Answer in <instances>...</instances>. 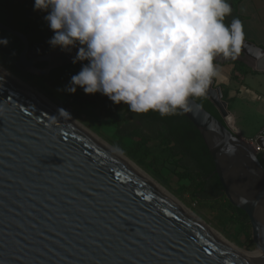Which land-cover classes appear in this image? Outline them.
Segmentation results:
<instances>
[{
    "label": "water",
    "instance_id": "95a60500",
    "mask_svg": "<svg viewBox=\"0 0 264 264\" xmlns=\"http://www.w3.org/2000/svg\"><path fill=\"white\" fill-rule=\"evenodd\" d=\"M0 28L24 44L19 71L47 75L73 63L78 51L55 47L28 59L25 34L1 21ZM260 55L264 49L246 41L237 58ZM206 96L224 123L194 99L183 113L211 151L226 196L248 214L264 264V166L240 137L221 87L213 81ZM0 103V264H253L224 252L104 152L1 79ZM257 144L264 149V138Z\"/></svg>",
    "mask_w": 264,
    "mask_h": 264
},
{
    "label": "clouds",
    "instance_id": "9594fccd",
    "mask_svg": "<svg viewBox=\"0 0 264 264\" xmlns=\"http://www.w3.org/2000/svg\"><path fill=\"white\" fill-rule=\"evenodd\" d=\"M34 9L48 13L52 47H78L73 63L87 61L63 90L99 92L137 114L189 111L221 76L217 57L236 59L246 42L239 18L225 22L229 0H35Z\"/></svg>",
    "mask_w": 264,
    "mask_h": 264
},
{
    "label": "trees",
    "instance_id": "16d2710c",
    "mask_svg": "<svg viewBox=\"0 0 264 264\" xmlns=\"http://www.w3.org/2000/svg\"><path fill=\"white\" fill-rule=\"evenodd\" d=\"M17 0H0V21L12 29L25 34L29 40L30 49H41L45 54L52 50L48 41L54 35L48 22L37 20L29 16L24 4ZM229 0L232 6V15L226 18V23L236 17L241 19L234 2ZM6 38L8 43L0 44V64L12 70L24 81L35 82L41 89L58 98L53 89L62 92L61 104L64 108H71L74 113L82 112L86 107L100 108L104 116L112 118L116 114H123L119 120L115 133L120 140V148L128 157L138 165L145 167L147 159L153 154L164 161L171 162L181 171V178L189 182L195 200L211 201L218 210L220 220L238 225L247 240L253 242L252 226L248 214L233 205L225 194L224 187L216 172L213 155L209 150L201 132L193 122L182 112L175 115L161 117L156 112L137 114L129 110L127 105L115 104L107 96L97 92L87 94L82 88L69 93L63 89L71 80V77L81 70L84 62L71 63L54 68L47 75H35L17 70L15 63L19 60L24 48L22 40L2 28L0 39ZM242 55V52L241 54ZM242 73L254 72L251 68L241 69V61H232ZM234 77V74L232 75ZM224 89V86L221 85ZM223 98L227 99V91H223ZM201 106L224 123V119L213 102L207 97L194 98ZM129 137L131 143H124L123 139ZM258 158L264 166V154L259 153Z\"/></svg>",
    "mask_w": 264,
    "mask_h": 264
},
{
    "label": "bare ground",
    "instance_id": "6f19581e",
    "mask_svg": "<svg viewBox=\"0 0 264 264\" xmlns=\"http://www.w3.org/2000/svg\"><path fill=\"white\" fill-rule=\"evenodd\" d=\"M0 79L9 84L11 87L21 91V93L28 97L30 101L36 106L60 120L67 127L88 140L98 150L104 152L108 157L121 166L123 170L128 172L132 177H134L137 181H139L156 196H158L167 206L175 210L179 215L185 217L190 223L196 225L224 252L234 255L244 262H250L253 264L261 263L262 255L260 251H258V253L245 251L237 244L228 240L223 234L196 215L179 198H177L167 188L160 184V182L153 178L146 170L139 166L130 157L114 147V145L106 141L88 126L80 122L75 116L61 107L59 103L57 104V102L53 101L39 89L15 75L2 64H0Z\"/></svg>",
    "mask_w": 264,
    "mask_h": 264
},
{
    "label": "crops",
    "instance_id": "0c3cea01",
    "mask_svg": "<svg viewBox=\"0 0 264 264\" xmlns=\"http://www.w3.org/2000/svg\"><path fill=\"white\" fill-rule=\"evenodd\" d=\"M234 6L244 26L246 41L264 49V0H237ZM241 61V69L251 68L254 72L242 73L232 61ZM260 61L258 64L257 61ZM217 57L216 64L221 72L214 79V86L223 85L227 91L228 108L234 117V125L240 136L250 139L264 126V55L251 61ZM234 74V77L232 75ZM252 129L251 132L249 130ZM248 137H245L244 134ZM264 154V153H263Z\"/></svg>",
    "mask_w": 264,
    "mask_h": 264
},
{
    "label": "rangeland",
    "instance_id": "374dc122",
    "mask_svg": "<svg viewBox=\"0 0 264 264\" xmlns=\"http://www.w3.org/2000/svg\"><path fill=\"white\" fill-rule=\"evenodd\" d=\"M20 1L23 2L25 0ZM250 64L254 65V63H251V61ZM10 71L13 72L12 70ZM26 82L39 89L49 98L57 102V104L59 103V105L63 107L60 101V99L62 98V92L60 90L55 88L53 89L55 94L58 96V98H56L53 95L47 93L45 90L41 89L35 82ZM223 100L225 99L223 98ZM64 109L75 116L80 122L100 135L102 138H104L106 141L114 145V147L123 152L120 148V140L115 133L117 123L119 120L123 119V114L118 113L114 117L109 118L104 116V113L100 108L93 106H88L86 107V109L79 113H74L71 108ZM251 131L252 129L249 130V132ZM244 135L245 137H248L247 135L250 134L248 133ZM240 137L243 138L242 136ZM243 139L248 140L249 138ZM123 142L130 144L131 139L129 137H125L123 139ZM156 155L157 154H153L151 157H149L147 159V164L145 165V167H141L158 182H160V184L167 188L172 194L179 198L196 215H198L214 229L223 234L228 240L237 244L245 251L258 253L259 250H257L254 240L253 242L247 240L244 233L239 229L238 225L229 222H222L220 220L217 208L213 207L214 205L211 201L201 199L195 200L192 188L188 187L189 182L181 178L179 175V172L181 170L171 162L164 161L161 157L156 158Z\"/></svg>",
    "mask_w": 264,
    "mask_h": 264
},
{
    "label": "flooded vegetation",
    "instance_id": "af4514ba",
    "mask_svg": "<svg viewBox=\"0 0 264 264\" xmlns=\"http://www.w3.org/2000/svg\"><path fill=\"white\" fill-rule=\"evenodd\" d=\"M16 2H18L19 4H24L26 6L24 8V11L29 16H32L33 18H35L37 20H41V21L44 20L45 21L44 17L48 13L45 12V11H41V10H35L34 9L35 0H25L23 2L20 1V0H17ZM41 54H44L41 49L31 48V49H29V52H28V56L27 57H28V59H34V58L38 57ZM35 65L37 67L41 68V67H45L46 66V63L37 62Z\"/></svg>",
    "mask_w": 264,
    "mask_h": 264
},
{
    "label": "built area",
    "instance_id": "2783aa9c",
    "mask_svg": "<svg viewBox=\"0 0 264 264\" xmlns=\"http://www.w3.org/2000/svg\"><path fill=\"white\" fill-rule=\"evenodd\" d=\"M264 138V126H262L259 131L257 132V134L255 136H253L252 138L246 140L248 141L253 147L254 149L257 151V153H264V149H261L258 144H257V140Z\"/></svg>",
    "mask_w": 264,
    "mask_h": 264
}]
</instances>
